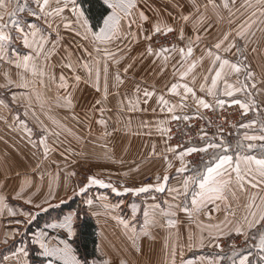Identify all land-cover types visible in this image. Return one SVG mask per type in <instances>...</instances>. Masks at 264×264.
Here are the masks:
<instances>
[{
    "label": "snow or ice",
    "instance_id": "snow-or-ice-1",
    "mask_svg": "<svg viewBox=\"0 0 264 264\" xmlns=\"http://www.w3.org/2000/svg\"><path fill=\"white\" fill-rule=\"evenodd\" d=\"M96 4L98 15L83 0H0V124L27 148L0 169L11 225L0 264H35L33 249L39 264H264V74L247 55L253 29L264 35V0ZM130 138L140 145L126 163ZM87 144L120 167L79 176ZM69 180L84 199L63 213ZM99 201L131 214L113 216L124 246L89 257L74 247L77 222Z\"/></svg>",
    "mask_w": 264,
    "mask_h": 264
},
{
    "label": "rangeland",
    "instance_id": "rangeland-1",
    "mask_svg": "<svg viewBox=\"0 0 264 264\" xmlns=\"http://www.w3.org/2000/svg\"><path fill=\"white\" fill-rule=\"evenodd\" d=\"M151 0H142V3H150ZM157 4H163L165 3V0H156ZM83 4L86 8H88L87 4L85 3V0H83ZM259 27H262V25H257V28H254L253 31H255L256 35L253 37V43L252 48H256V52H252L250 49L247 51V55L249 57V63L252 65V70L257 74V79L259 80L261 75L264 74V35L261 34L259 30H257ZM141 75H144L145 77L151 75V70L147 66L141 71ZM55 92L53 90L50 95H54ZM22 111V110H21ZM63 115V112L60 113ZM71 123V122H70ZM3 124H0V129H6L10 131L5 126L3 127ZM12 131V130H11ZM16 137L18 138V133L16 132ZM123 137V134H120L119 137H117L116 143L119 144L121 138ZM131 139V147L129 154L125 157L126 163L131 162L133 159L136 158L137 153V147L140 145V141L136 138H130ZM20 142V141H19ZM125 147H128V141L124 140ZM111 143L109 144V148H111ZM11 150V149H10ZM8 150V151H10ZM79 150V149H78ZM83 151L85 153L84 156L77 158V164L75 166V170L78 172L79 176H82L85 172H87L90 168L93 171H100V168L98 165H105L109 164L108 161H105L100 157L102 150L97 145L96 147H93L91 144H87L84 146ZM119 151V149H117ZM27 152V148L25 147L23 143L22 148H17L13 150V155L10 158H3V164H0V169L7 166V164H10L13 162L14 157H22L23 153ZM120 166L119 165H110L108 170L110 172H115ZM152 167V162L145 160L143 161L141 165V171L143 175H147V170ZM113 179H115V176H113ZM139 179V177H137ZM72 180H69V189L67 191V196H64V193L61 192V196L64 199L63 203H60V201H56L57 204H59V210H62L63 213L68 212L69 210H75L81 206V201L84 199L83 195L77 194L76 196H72ZM88 195L90 197H98L100 195H104L108 197V202L110 203H118V199L115 196V194L111 193L110 190L106 189H99L98 187H93ZM71 197V199H69ZM123 199L126 201V203H140V200L144 199L143 197L137 199L135 196L129 197L126 195L123 197ZM22 203V202H21ZM103 201H99L96 203L95 207L92 209V212L88 215L81 214L80 220L77 222L80 227L82 223L86 219H91L95 225H96V237H97V245L104 244L109 248H112L113 250H116L119 247L124 246V235H123V226L119 223L117 219H114L113 216L116 214L122 215L125 218H127L131 214V209L124 207L123 205L121 208L112 215L106 214L104 208L102 207ZM57 214L56 211H53L49 209L48 213H40L37 220L33 222V224L28 229L29 235L31 234V231L36 230L37 228H43L45 225V222L48 220L49 215L52 217H55ZM137 215H140V213H137ZM80 227L78 229V233L80 232ZM11 225H10V217H8L7 213L4 214L3 217H0V234H2L5 231H10ZM21 231H25L23 226H21ZM79 237V235H78ZM76 238L74 247L78 249V251L81 254H87L86 251H84L80 245H79V238ZM17 246H21L20 238L17 236L16 238ZM2 251V249H0ZM199 253V252H197ZM96 256H99V252H97V246L95 251ZM91 257V256H89ZM31 258L35 261V264H39V257L38 254L33 251L31 252Z\"/></svg>",
    "mask_w": 264,
    "mask_h": 264
},
{
    "label": "trees",
    "instance_id": "trees-1",
    "mask_svg": "<svg viewBox=\"0 0 264 264\" xmlns=\"http://www.w3.org/2000/svg\"><path fill=\"white\" fill-rule=\"evenodd\" d=\"M88 7L92 8L95 15H98V5L96 0H85ZM79 245L87 252L88 256L96 255L97 237H96V225L91 219H86L79 232Z\"/></svg>",
    "mask_w": 264,
    "mask_h": 264
},
{
    "label": "crops",
    "instance_id": "crops-1",
    "mask_svg": "<svg viewBox=\"0 0 264 264\" xmlns=\"http://www.w3.org/2000/svg\"><path fill=\"white\" fill-rule=\"evenodd\" d=\"M16 136H17L16 132L13 130L8 131L6 129H0V164H3V160H2L3 158H10L14 154L13 150L23 147V143H21L20 139L17 138ZM159 247L160 245L159 243H157L156 245L157 252L153 257L154 259L157 260L160 259ZM186 255L189 254L186 253Z\"/></svg>",
    "mask_w": 264,
    "mask_h": 264
},
{
    "label": "built area",
    "instance_id": "built-area-1",
    "mask_svg": "<svg viewBox=\"0 0 264 264\" xmlns=\"http://www.w3.org/2000/svg\"><path fill=\"white\" fill-rule=\"evenodd\" d=\"M228 111H232V110L229 109ZM228 118H229V119H232V117H228ZM217 122H219V120H217ZM174 131H175V129H174ZM226 131H229V129L226 128ZM173 142H175V138H174Z\"/></svg>",
    "mask_w": 264,
    "mask_h": 264
}]
</instances>
